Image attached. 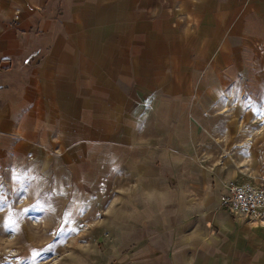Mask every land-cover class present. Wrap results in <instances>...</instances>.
I'll return each instance as SVG.
<instances>
[{
  "label": "crops",
  "instance_id": "0c3cea01",
  "mask_svg": "<svg viewBox=\"0 0 264 264\" xmlns=\"http://www.w3.org/2000/svg\"><path fill=\"white\" fill-rule=\"evenodd\" d=\"M248 80L264 88V0H0V169L116 208L143 262L264 264V210L220 205L210 153Z\"/></svg>",
  "mask_w": 264,
  "mask_h": 264
},
{
  "label": "rangeland",
  "instance_id": "374dc122",
  "mask_svg": "<svg viewBox=\"0 0 264 264\" xmlns=\"http://www.w3.org/2000/svg\"><path fill=\"white\" fill-rule=\"evenodd\" d=\"M248 84L242 91L249 96L230 104L232 116L218 126L210 153L224 160L229 180L264 182V88ZM67 201L24 162L0 169V264H156L141 260L152 248L136 250L134 230L128 243L112 229L116 208L103 213L98 199L90 214Z\"/></svg>",
  "mask_w": 264,
  "mask_h": 264
},
{
  "label": "built area",
  "instance_id": "2783aa9c",
  "mask_svg": "<svg viewBox=\"0 0 264 264\" xmlns=\"http://www.w3.org/2000/svg\"><path fill=\"white\" fill-rule=\"evenodd\" d=\"M218 200L232 215L257 216L264 210V182L227 180L221 186Z\"/></svg>",
  "mask_w": 264,
  "mask_h": 264
},
{
  "label": "snow or ice",
  "instance_id": "6c2138e0",
  "mask_svg": "<svg viewBox=\"0 0 264 264\" xmlns=\"http://www.w3.org/2000/svg\"><path fill=\"white\" fill-rule=\"evenodd\" d=\"M52 247H53V245H49V246H48L49 250H50Z\"/></svg>",
  "mask_w": 264,
  "mask_h": 264
}]
</instances>
